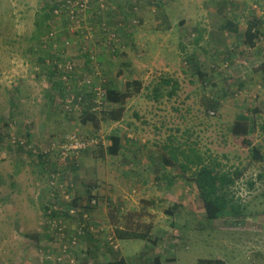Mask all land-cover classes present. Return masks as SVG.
Returning <instances> with one entry per match:
<instances>
[{
    "label": "rangeland",
    "instance_id": "obj_1",
    "mask_svg": "<svg viewBox=\"0 0 264 264\" xmlns=\"http://www.w3.org/2000/svg\"><path fill=\"white\" fill-rule=\"evenodd\" d=\"M90 2L94 14L86 4L71 15L62 0H0V264H264V161L231 130L250 116L264 152V0ZM226 18L238 32L222 28ZM164 79L177 81L174 95ZM110 88L130 94L114 103ZM165 145L242 170L229 188L242 214L208 219L191 172L162 163Z\"/></svg>",
    "mask_w": 264,
    "mask_h": 264
},
{
    "label": "trees",
    "instance_id": "obj_2",
    "mask_svg": "<svg viewBox=\"0 0 264 264\" xmlns=\"http://www.w3.org/2000/svg\"><path fill=\"white\" fill-rule=\"evenodd\" d=\"M82 0H70L66 2V0H62L59 8H66L70 9V14L72 15L71 11L74 14L79 13L80 5L82 4ZM90 10V15L94 14L92 10V3L90 0H87L85 3L84 8L87 7ZM83 9V8H82ZM101 10H105L101 8ZM103 13V12H101ZM249 21V20H248ZM260 19L255 17L253 21H249V25L245 31V43L249 47L256 46L257 39L260 36V27L257 26L256 23H260ZM238 23L235 19L226 18L222 23V28L225 30H229L231 32H238L239 28L236 25ZM62 50L64 47H61ZM65 57V56H64ZM60 53H56V58L58 60H62L64 58ZM191 62H194V68L198 73L200 79L204 81L206 79L207 74L201 70L200 65L197 63V57L194 56L191 59ZM259 71L264 73V62L259 65ZM164 83L172 84L170 79H164ZM138 83V88L141 86V82ZM60 87L61 84L59 83ZM178 88V83L175 81L172 84V89L169 92V95L172 96L176 93ZM64 91V90H62ZM129 92H120L116 89H109L107 92V99L114 103H123L125 98L129 95ZM210 107H214L215 104L210 102ZM122 106L117 110H112L108 114L110 115V119L112 120H120L122 117L123 112ZM215 112V111H211ZM96 115L93 112H87L84 116V121L87 122L89 120L94 121L96 120ZM264 129V123L261 126ZM232 132L237 137H242V142L251 151V157L254 161L262 162L264 161V152L262 151L261 147L255 145L252 140L248 137L251 133L255 131L254 122L251 120V117L246 114H237L235 118V122L231 127ZM121 148V138L120 136L116 135L111 137V144L107 148V152L109 154H117L119 153ZM165 150L161 155V161L165 165L176 166L179 164L182 170V174L184 175L186 172L190 171L189 180H192L196 183L197 188L199 190V197L204 203V208L206 211V216L208 219H215L217 216L221 215L222 213H230L232 215H239L243 212V205L242 203L231 196L229 192V188L233 185L237 179L242 175V170L234 169L233 171H229L223 168V163L220 159L210 155V156H203L201 153H197L196 149L193 147L189 149L182 148V146L176 145H165ZM196 153V154H195ZM195 154V155H194ZM71 156H67L70 158ZM180 157L183 158L184 162H181ZM251 186L254 185V182H250ZM75 204L79 203L77 200L73 201ZM178 204H175L173 209H177ZM120 238H126L124 232L119 231ZM130 237H138V238H146L147 235L145 234H130ZM125 260L120 258L119 260L111 261L109 264H125ZM151 264H165L162 262V259L157 256L154 258ZM198 264H228L222 258H200L198 260Z\"/></svg>",
    "mask_w": 264,
    "mask_h": 264
},
{
    "label": "built area",
    "instance_id": "obj_3",
    "mask_svg": "<svg viewBox=\"0 0 264 264\" xmlns=\"http://www.w3.org/2000/svg\"><path fill=\"white\" fill-rule=\"evenodd\" d=\"M80 6H81V7L79 8V12L82 10V8L85 6V4L82 3ZM71 13H72V15H73V11H71ZM64 72H65V75H64L63 78H64V80H67V79H68V76L70 75V73L72 74V72H73V65H72L71 63H68V64L66 65V67H65ZM88 83H89V82L85 79V80H80L78 84H79L80 86H82V88H83L84 91H85V89H86V86H85V85L88 84ZM66 84H68V81L66 82ZM70 87H71V86L68 85V89H70ZM64 90H65V89H64ZM72 93H75V91H74L73 89H71V90L69 91L68 96H70ZM71 96H72V98L68 100V103H70L71 105H73L74 95H71ZM65 105H66V103H65ZM69 109H73V108L70 107ZM65 197H66V196H65ZM92 202L95 203L96 200L93 199ZM48 212L51 213V212H52V209H49ZM75 212H76V209L73 207V208L70 210V214H74ZM82 212H83V213H82L83 217H86V216L88 215V211H87L84 207L82 208ZM57 224H59V223L55 221L54 225H55V226H58ZM80 232H84V231H82V227L80 228ZM72 242L75 243V239H73ZM65 248H66V246H65ZM63 251H66V249H63Z\"/></svg>",
    "mask_w": 264,
    "mask_h": 264
},
{
    "label": "crops",
    "instance_id": "obj_4",
    "mask_svg": "<svg viewBox=\"0 0 264 264\" xmlns=\"http://www.w3.org/2000/svg\"><path fill=\"white\" fill-rule=\"evenodd\" d=\"M74 169V168H73Z\"/></svg>",
    "mask_w": 264,
    "mask_h": 264
}]
</instances>
